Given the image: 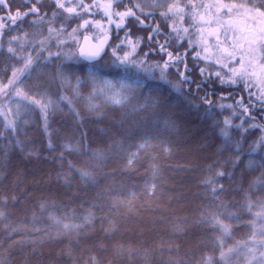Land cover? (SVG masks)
<instances>
[{"label":"trees","instance_id":"16d2710c","mask_svg":"<svg viewBox=\"0 0 264 264\" xmlns=\"http://www.w3.org/2000/svg\"><path fill=\"white\" fill-rule=\"evenodd\" d=\"M7 1L12 14L17 8L24 12L28 7L24 0ZM237 1H246L254 7L264 3V0ZM162 2L163 7L155 9L150 8L146 0H123V5L114 6L116 10L124 11L125 5L131 7L133 3H139L145 12L155 13L152 23L167 33L175 18L170 17L165 22L159 13L165 11L168 3L176 2L186 13L196 14L195 24L188 16L182 23H177L180 28H189V39L197 40L199 17L195 9L185 8L189 2L195 4L196 0ZM38 7L40 15L47 14L49 18L56 8L53 0H42ZM7 14L0 6V16ZM140 18L145 19L143 16ZM35 19L38 17L34 15L26 17L15 30L2 38L0 85L7 83L14 68L23 64L22 60L7 53V40L11 36L25 34L29 40L47 36L49 23L31 24L30 21ZM64 23L63 19H57L54 26ZM125 24V30H130L133 37L144 38L140 57L143 59L144 52L156 47L155 42L148 44L147 41L152 28L139 25L133 18L127 19ZM77 25V18H73L65 27L71 31ZM125 30L119 32L121 38ZM112 33L115 42V27ZM158 39L163 42L164 37ZM31 49L29 44L24 51L27 53ZM187 49L186 41L180 44L176 40L171 41L169 51L174 55H186L184 63L173 64L166 70L165 79L160 78L159 70L149 74L130 65L106 69L103 73L111 80L140 85L131 105L145 104L146 97L156 101L141 111L103 105L100 99L94 102L101 103L102 107L90 111L86 99L74 97L72 87L57 79L56 72L61 62L56 59L42 65L39 73L22 77L24 83L18 86L27 95L33 96L37 89L31 86L40 83L43 85L40 91L46 90L48 95L43 98L36 96V99L58 101L60 96H68L79 115H73L67 104L60 102L48 118L47 129L39 110H33L23 117L27 122H20L15 133L7 130L0 137V198L7 201L0 205L6 213L5 218L0 219V241H3L0 261L3 264H88L92 256L100 264H197L204 256L218 258L220 251L214 248L210 239L219 236V231L208 224L198 223L205 211L234 212L241 217V220H230L221 216L224 223L232 226L226 247H233L236 241L249 240L252 228L248 222L253 216L241 205L246 203V196L253 204L264 201V148L250 153V147L264 131L250 129L249 125H264V118L257 111H252L256 119L244 123V129L248 131L232 128L231 143L227 144L221 135L222 121L227 116L231 117L233 110L218 106L232 101L234 110L239 113L240 108L235 101L244 97L245 104L248 103L243 85H222L215 77L205 80L200 75V68L215 72L219 66L213 60H194L198 46L192 51L186 52ZM49 51H58L54 43ZM31 54L35 56L34 51ZM104 59L107 61L109 57ZM166 59L168 57L157 53L149 55L147 62L162 65ZM64 63L72 66L71 69L65 68L66 74L74 72L81 77L87 74V70L81 71V65L75 61ZM185 63L188 71H185ZM181 72L199 83V89L196 83L181 86ZM72 84H75L74 78ZM89 92L90 86L80 88L81 97H87ZM205 100L212 102L211 108L204 103ZM231 118L234 124L241 123L240 119ZM12 119H15L14 115ZM169 124L172 127H168ZM3 130L0 122V131ZM144 133L159 138L150 141V146L140 151L133 165L128 167L127 153L137 150L128 148V145L142 142L140 137ZM121 141L123 150L113 147ZM236 142H240L242 151L235 150ZM50 143L52 147H49ZM66 144L82 150L69 152L63 147ZM84 146L87 152L83 151ZM94 151L104 152L105 159L93 158ZM61 154L64 159L60 158ZM237 157L239 162L234 165L232 160ZM250 160L254 162L252 167L248 166ZM69 161L76 168L92 172L95 181L81 180L79 174L68 167ZM218 171L231 173V176L216 180L213 186L223 185L224 191L218 192V200L213 202L203 181ZM66 174L71 176L68 184L64 183ZM13 197H16L15 201ZM117 201L120 203L113 207ZM220 201L226 204L225 209L216 207ZM40 203H47L48 207L41 211ZM260 210L257 206L252 212ZM89 212L95 217L90 226L79 232L69 231L57 239L47 238L46 233L62 231L49 219L50 213L65 223H82L81 217ZM177 226L182 231H178ZM13 228L17 231L9 239L8 233ZM248 246L251 247V242ZM121 248L123 251H118ZM244 251L241 249L239 257L233 256L229 264H246Z\"/></svg>","mask_w":264,"mask_h":264},{"label":"snow or ice","instance_id":"6c2138e0","mask_svg":"<svg viewBox=\"0 0 264 264\" xmlns=\"http://www.w3.org/2000/svg\"><path fill=\"white\" fill-rule=\"evenodd\" d=\"M149 4V7L152 9L163 7L162 0H146ZM24 3H30V0H24ZM39 3V0H37ZM56 8L51 13L50 18L47 14L40 15V10L33 4L26 11L21 12L19 8L15 10V14H12L11 9L8 7L7 0H0V6H3L7 15L0 16V50L4 49V42L2 38L10 31L15 30L16 27L22 22L25 18L34 15L38 19L30 21L33 25H43L49 23L47 27V36H42L40 39L29 40L27 34L23 36H11L7 40L8 47L6 49L7 53L10 56L15 57L23 61V67L19 69H14L12 75L7 79V83L0 85V99L3 100V103L0 104V118H2L3 131H0V137L4 136L5 131L11 130L13 133L17 131V126L20 122L26 123L27 121L23 120V117L27 115L30 111L39 110L41 117L44 121L45 129L48 127V118L55 110V107L58 106V103H66L69 107V110L73 115L78 116L79 114L72 107V100L68 96H60L58 101H53L51 99H36V96L46 97L47 91H40L43 87L42 84L37 83L32 85L37 89L33 96L27 95L25 92L18 87L24 83L22 77H31L33 72L39 73L41 71L42 65L46 62L56 59L61 62V67L56 72L57 79L64 85H68L73 89V96L76 98H83L87 100V107L90 111H95L102 107L103 105H110L112 107L127 108L131 107L132 111H141L146 107L152 106L156 103L151 97H146L145 104H136L131 105V101L135 98L137 88L140 85H132L123 80H111L108 79L103 73L106 69L119 67V66H135L142 68L145 72H152L156 69L160 72V78L165 79L166 70L173 64L184 63L185 54L176 53L175 55L168 50L172 40H176L177 44L186 41L188 44L187 51H192L198 45H207L208 41L205 38V32L207 36H215L217 42L220 41V35L218 34L221 29L225 31V38L232 42L233 51L228 52L227 49H221L222 52H225L226 58L229 62H237V55L239 53L245 52V43H247V55L249 59L245 60L244 55L239 56V67H230L229 63L224 62L223 60H216L215 63L220 65L221 71L208 72L207 68H200V75L207 79L215 77L220 81V83L227 84L230 86L243 85L244 92L248 103L245 104L244 97L235 101V105L239 106L240 112L237 113L234 110V105L221 104L218 107L221 109H231V117H235L241 120L239 124H233L231 117H226L223 119L221 128V135L224 138L227 144L231 143L230 129H243V131H248L244 129V123L248 120L254 121L255 116L252 115V111H257L261 118H264V29H260L259 32H252L248 36L243 37H233L227 35V26L229 25L228 21H223L220 19L221 15L224 13H232L234 8H237V5H228L220 4L219 6L215 5H197L189 2L185 5V8L196 9L197 7H202L205 9L215 10L216 15L211 16L205 21V17L200 15V22L206 23H216L219 25L218 28L214 29H204L200 28L196 31L199 33V39L192 40L189 39L190 32L189 28H180L177 21L183 22L185 16H188L195 24L196 14L193 12H185L184 8L178 7L176 4H169L166 11L160 12L159 16L165 22L169 20L170 17L175 18L173 23L169 25V31L167 33L163 32L158 24L154 25L152 19L155 15L154 12L148 11L145 12L144 8L141 7L139 3H133L131 7L124 6V11L116 10L115 6L123 5V0H108L106 4L100 5L96 3V0H93L92 4L84 3V0H53ZM68 5V6H66ZM93 9H102L104 17L107 18L109 25H114L116 32V40L113 42L110 33V29L102 26L100 21H93L91 19H84L82 23L73 27L71 31L65 27L69 21L73 18H80L83 15H94ZM135 9L136 11H134ZM249 12H254L255 15L264 17V3L260 7H254V9H249ZM139 12V15H137ZM143 16L145 19H141ZM129 18H133L137 23L143 27H151L152 31L149 32L147 36L148 44L155 42L156 47L151 48L149 52L143 53V59L141 57L142 50V37H133L130 30L126 29L125 21ZM57 19H63L64 24H61L59 27L54 26V22ZM145 20H148V23L145 24ZM91 26V28L98 31L94 32L92 35L84 34L85 31ZM124 31V37L119 36V32ZM160 36L164 37L163 42L158 38ZM66 37V38H65ZM82 37V39H81ZM154 38H156L154 40ZM96 39L97 43L93 44L91 41ZM243 41L244 43H238V41ZM17 44L18 47H13V44ZM55 44L58 51H49V48L52 44ZM32 45V49L27 55H23V50L26 45ZM146 46V45H145ZM65 48H70L71 50L65 51ZM127 49V50H125ZM31 51L35 52V56L31 54ZM203 51L207 53L209 51L208 47H203ZM121 52L123 53L121 55ZM161 54L162 56L168 57L161 64H149L147 62V57L149 55ZM107 56L109 59L105 61L104 57ZM208 56H201L200 52H194L193 59L200 61L201 59L207 60ZM65 61H75L81 65V71L87 70V74L84 77L75 75L74 72H69L66 74L65 68L71 69V65H66ZM259 69L257 72L256 69ZM223 70H226L224 72ZM185 71H188L187 64L185 63ZM181 77V86L184 83L193 84L196 81L191 80V78L185 75L183 72L179 73ZM75 79V84H72V79ZM82 86H90V92L87 97H81L80 88ZM197 89H199L200 84L196 83ZM255 89V91H254ZM31 90V89H30ZM97 99L102 101L101 103H96ZM223 99V97H222ZM15 101V108L9 107V104ZM205 104L211 108L212 102L210 100H205ZM14 115L15 119H10L9 116ZM126 115V114H125ZM168 127H172L171 124ZM250 129H261L264 131V125L251 123L249 125ZM159 137L150 135L149 133H144L140 139L142 142L137 144H129L128 148L135 147L137 150L134 152H128L126 163L128 167H131L138 157L139 152L146 150L150 146V141L158 139ZM19 144V141H16ZM83 142L81 141V144ZM49 147H52L51 143ZM69 152H79L82 149L80 147H75L72 144H66L63 146ZM113 147L123 150V142H117ZM261 148H264V135H261L257 141L253 143L250 147V153H255ZM168 149H165L167 151ZM235 150L242 151L240 142H236ZM83 151L87 152L88 149L86 146L83 147ZM93 158L97 160L105 159V153L101 151H94L92 153ZM61 159H64L63 154H61ZM239 162V157L232 160V163L235 165ZM254 164L253 161L248 162V166L252 167ZM68 167L79 174L81 180L84 181H95V176L90 171H85L79 168H76L70 161L68 162ZM211 169V166H209ZM224 176H231V173L224 171H218L214 176L208 177L203 181L204 186L210 191L211 199L213 202L218 200L217 193L224 191L223 185L213 186L216 183L218 178ZM60 179V177H58ZM71 180V176L66 174L64 183L68 184ZM255 183H259L256 181ZM155 186L153 185V188ZM248 197H245L246 203L241 205V207L247 208L248 212L252 214L253 219L248 222L249 226L252 228V235L249 240L246 241H236L233 247H226V239L230 238L232 232V226L226 224L221 219V216H225L227 219H236L241 220V217L234 212H212L205 211L202 212L199 218L198 223L208 224L213 230L219 231V236L210 237L214 243V248L220 249L218 258L213 256H204L202 257L197 264H229L233 256L239 257L241 249H244V257L246 264H264V251H260L257 256V249H264V201H258L256 204L248 202ZM16 200V197H13V201ZM7 201L3 198H0V205L6 204ZM120 202L117 201L113 204V207H116ZM259 206L260 211L252 212L254 207ZM48 207L47 203H40L39 208L41 211H44ZM216 207L219 209H225L226 204L223 201H220L216 204ZM6 213L3 211V208L0 207V219L5 218ZM94 215L89 212L81 217L82 223H65L61 218L55 216L54 214H49V219L54 225L62 228L57 230L54 233H46L48 239H57L66 235L69 231L79 232L81 229L90 226ZM36 216L33 215V221H35ZM115 226H113L114 228ZM178 231L182 229L177 226ZM17 229L13 228L8 233V238L10 239L13 233ZM34 231H40V229H34ZM257 234L260 235V239L257 240ZM252 243L254 246L249 247V243ZM16 243H20L17 241ZM33 244L36 243L35 240L32 241ZM0 247H3V241H0ZM226 249V250H225ZM171 250V249H169ZM118 251H123V249H118ZM131 251V250H129ZM0 264H3L0 261ZM88 264H100L94 256L89 257Z\"/></svg>","mask_w":264,"mask_h":264},{"label":"rangeland","instance_id":"374dc122","mask_svg":"<svg viewBox=\"0 0 264 264\" xmlns=\"http://www.w3.org/2000/svg\"><path fill=\"white\" fill-rule=\"evenodd\" d=\"M108 2V0H106ZM106 2V3H107ZM172 3H168L169 4H173ZM176 3V2H175ZM174 3V4H175ZM195 4L197 5H215V6H219L220 4H228V5H237V8H234L232 13L228 14V13H224L221 15L220 19H222L223 21H228L229 25L227 26V35L228 36H233V37H243V36H248L250 35L252 32H259L260 29H264V17H260L258 15H255L254 12H249V9H254V6L249 4L246 1H237V0H196ZM168 7V6H167ZM167 7L165 8V11L167 10ZM197 15L198 17H200V15H203L205 17V21H207L211 16H215V10L213 9H205L202 7H197L196 9ZM79 25V24H78ZM197 29L200 28H204V29H214V28H218L219 25H217L216 23H206V22H199L198 24H196ZM89 31L94 33L98 30L89 28ZM220 35V41L217 42L215 36H207V32H205V38L207 39L208 43L207 45H198V52L201 53V56H208L209 58L207 59L209 60H213L214 62L216 60H223L226 63H229L230 67H239V56L240 55H244L245 56V60L247 61V59H249V56L247 55V48L248 45L247 43H245V52L244 53H239L237 55V62H229L228 59L226 58V53L222 52L221 49H227L228 52L233 51V47H232V42L229 41L228 39L225 38V31L224 29H221L220 32L218 33ZM199 33L197 36V39H199ZM238 43H244L242 40L238 41ZM18 46V45H17ZM16 46V47H17ZM207 46L209 51L207 53H205L203 51V47ZM70 50V49H69ZM66 50V51H69ZM29 52V50H28ZM28 52L26 53L23 50V55H27ZM155 64V63H154ZM216 64V63H215ZM218 68H215V71H221V67L220 65H218ZM23 67V64L16 66L14 69H19ZM158 70V69H156ZM149 72V74H154L155 71ZM257 72H259V69H256ZM224 72H226V70H223ZM19 87V86H18ZM255 91V89H254ZM47 99H45L46 101ZM3 103V100L0 99V104ZM228 104H232L231 102H225L224 105H228ZM9 107L11 108H15V101H13L12 103L9 104ZM230 117V116H227ZM10 119H12V115L9 116ZM226 118V117H225ZM234 124V123H233ZM230 134H231V129H230ZM264 135V134H263ZM258 140V139H257ZM256 239L259 240L260 236H256ZM254 245L251 243V247H253ZM260 251H264V249L258 248L257 249V256L259 255Z\"/></svg>","mask_w":264,"mask_h":264},{"label":"flooded vegetation","instance_id":"af4514ba","mask_svg":"<svg viewBox=\"0 0 264 264\" xmlns=\"http://www.w3.org/2000/svg\"><path fill=\"white\" fill-rule=\"evenodd\" d=\"M41 1H39V3ZM106 2H107L106 0H96V3H98L100 5L106 4ZM39 3H37V0H30V3H28V7L25 9V11L28 8H30L33 4H36L38 6ZM84 3H86V4H92L93 3V0H90V1H85L84 0ZM66 6H68V5H66ZM93 12L95 13L94 15H91V16H89V15H83L82 17L77 18L78 24L82 23L84 19H91L93 21H100V23H101L102 26H105L106 28H109L110 29V33L109 34L113 38L114 34L112 33V29L114 28V25H109L108 24V20H107L106 17H104L102 9H99V10L98 9H93ZM89 28L91 30V26H89ZM89 28L85 31L84 34H87V35H92L93 34L92 32L89 31ZM81 39H82V37H81ZM93 41H96V39H93Z\"/></svg>","mask_w":264,"mask_h":264},{"label":"water","instance_id":"95a60500","mask_svg":"<svg viewBox=\"0 0 264 264\" xmlns=\"http://www.w3.org/2000/svg\"><path fill=\"white\" fill-rule=\"evenodd\" d=\"M39 1H41V0H39ZM7 3H8V7L10 8V5H9V2L7 1ZM37 6V5H36ZM38 7V6H37ZM91 43H93V44H95V43H97V41H91Z\"/></svg>","mask_w":264,"mask_h":264}]
</instances>
